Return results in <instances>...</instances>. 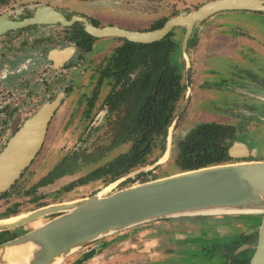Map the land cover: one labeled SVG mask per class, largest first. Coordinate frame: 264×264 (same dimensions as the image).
<instances>
[{
  "label": "rangeland",
  "instance_id": "obj_1",
  "mask_svg": "<svg viewBox=\"0 0 264 264\" xmlns=\"http://www.w3.org/2000/svg\"><path fill=\"white\" fill-rule=\"evenodd\" d=\"M209 1L213 0H8L6 3H0V15L19 19L28 15L37 5H48L63 11L69 17L84 15L92 18L101 26L112 25L139 31L151 30L153 25L160 20L191 12ZM231 13H222L217 15V18L235 20L236 26H228V32H231L232 29V38L229 36L231 33L223 34L226 29L222 27L223 30L216 33L219 37L218 41L221 43L212 42V35L209 37L207 34L213 19H207L208 21L204 23V27L200 31L197 28L194 31L195 41L196 39H204L199 46L194 42L189 48L190 66L192 67L190 69L193 70V78L197 80H193V94H190L187 106L172 127L169 158L156 168L147 169L145 172H140L125 180H116L120 182L109 188L108 194L141 183L144 179L149 181L178 173L174 151L176 141L183 138L199 124L224 122L231 118L227 109H224V111L221 109V114L218 112L219 107L222 106L220 100L224 97L220 95L219 91L215 93L211 90L214 97L210 95V91L209 94L205 93L206 91H202L201 94L196 90L198 81L205 82L206 85H214L221 79L229 82L234 74L233 68L243 67L240 65V58L244 55L242 49L246 50V48L240 45L246 42V34L264 28V20H261L258 15L249 12ZM238 19L247 24H253H251V27L245 26L249 29L246 30L238 26L241 22ZM42 32V29L30 28L10 33L8 36L15 42L20 38L24 40V44H28L33 37L40 35ZM51 32L54 33L52 41L43 42L47 45V49L55 46L58 41H65V31L61 27L54 28ZM173 32L175 34L173 38L178 42L182 31L176 29ZM225 35H228L226 38L229 40L225 38ZM224 38L229 41L227 42L228 46ZM6 40V38L1 37L0 45ZM250 43H256L255 38L250 39ZM257 44L262 46L264 53V38L257 36ZM117 46H119V42L113 38L98 39L94 44L95 52L85 54L83 58H75L68 68L57 70L55 75L51 74V77L36 75L37 79H45V84L41 82L40 85L34 88L36 94L31 99L33 98L34 102H37L36 105L45 102L48 96L52 97L59 92L64 93V102L60 111L51 121L37 156L14 182L6 196L0 199V218H4L8 210L17 211L16 214H10L13 216L50 204L67 203L86 198L102 192L110 185V176H108L68 188L69 184L78 178H83L94 170L113 162L118 155L127 151L131 145L130 141H127V144L124 145H117V140L121 137H118L117 134H121L122 130L123 133L127 131V129L120 127L121 125L125 128L127 125V121L125 122L128 118L125 112L126 109L112 108L106 119H103L106 110L103 109L102 105L109 88L96 87L100 75L98 66L101 64L103 56L112 53ZM224 50H227L232 57L224 54ZM49 80H51V83L47 84ZM96 89L98 92L96 93L93 109L89 117L85 118L83 112L89 108L92 93ZM237 107L238 105H236ZM231 108L238 115L243 116L240 114L244 112L242 109H238V111L234 107ZM24 117L26 119L28 116L24 115ZM114 123L122 129L118 133L113 129ZM2 147L3 145L0 146V150ZM162 151L164 150L155 149L148 159L149 163L147 165H152L159 160ZM72 153L76 155V164L73 165L69 160L65 162V166H70L68 170L73 171L71 175H65L51 184L37 188V183L47 176L54 166L59 165L62 159ZM70 163L71 165H69ZM54 216H47L26 224L17 230H11L10 235L28 231ZM223 217L229 218V216H207L169 219L156 224L151 223L148 229L143 225L108 236L105 241L109 244L98 248L94 257L83 264H155L168 256L166 250L170 249L171 242L175 244L172 247H176L179 254L174 259L165 260L163 264H224L223 258L212 257L194 247L193 249H187L188 245L185 244V241H189L190 237L197 238L199 231V233L207 236H210L209 234L228 236L233 233L230 226L237 225L236 227H238L245 224L244 218H240V216H236L237 218L233 216L229 219ZM251 221H253V218ZM242 228L255 235L253 224L250 226L244 225ZM148 230L153 231L148 233ZM197 242L196 240L195 243ZM94 247L93 244L92 249ZM162 249L165 250L162 251ZM82 251L81 249L70 255L61 264H74L81 259Z\"/></svg>",
  "mask_w": 264,
  "mask_h": 264
},
{
  "label": "water",
  "instance_id": "obj_2",
  "mask_svg": "<svg viewBox=\"0 0 264 264\" xmlns=\"http://www.w3.org/2000/svg\"><path fill=\"white\" fill-rule=\"evenodd\" d=\"M224 11L263 12L264 0H213L197 9L169 18L155 30L134 31L117 26L96 27L83 17L66 21L54 10L39 8L34 17L11 21L0 16V35L9 29L29 24L80 22L94 38H118L136 44H152L165 38L174 28H181V56L185 62L187 92L173 114L167 129L163 156L171 152V131L190 100L191 73L187 53L188 41L207 18ZM67 53H63L66 55ZM56 102L42 105L26 119L0 151V195L21 176L42 147L48 123ZM243 116L260 119L249 111ZM242 144L234 143L228 152L233 161L178 172L144 181L108 194L102 191L67 203H56L32 211L0 219V233L17 230L26 224L53 216L43 224L18 233L0 243V264H61L75 252L108 236L157 221L207 216H252L255 242L246 245L249 264H264V160H247L239 153ZM141 167L120 178L125 180L165 161ZM120 181H115L117 185ZM28 247L20 255L16 250ZM77 264V263H74Z\"/></svg>",
  "mask_w": 264,
  "mask_h": 264
},
{
  "label": "flooded vegetation",
  "instance_id": "obj_3",
  "mask_svg": "<svg viewBox=\"0 0 264 264\" xmlns=\"http://www.w3.org/2000/svg\"><path fill=\"white\" fill-rule=\"evenodd\" d=\"M7 1L8 0H0V3H6ZM41 7H46V8H50L54 10L55 12L61 14L66 21H69L73 17H83V18L88 19L93 26L103 27L97 24V22L94 21L90 17L84 16V15H73L69 17L63 11L55 7H52V6H48V5H37L28 15L22 18H19V19H15V18L12 19L4 15H0V16H4L14 22L24 21V20L33 18L36 11ZM231 12H244L245 13L249 11H224V12L216 13L213 16L207 18V19H213V21L210 23L209 32L207 34L209 37H211L212 35L211 37L212 42L213 41L217 43L219 42L218 41L219 37H217L216 35V33L219 32V30L221 31L223 30V28H225L226 30L223 34H230L232 32V29H231V32H228V26H231V27L236 26V24L234 23L235 20H232L230 18L229 19L224 18V20L223 19L221 20L220 18H217V15H221L222 13L232 14ZM249 13L258 15L261 17V20H264L263 12H249ZM223 16L226 17L228 15H223ZM168 19H165V20H168ZM207 19L203 21L199 27H197V30L199 29L198 31H200L204 27L203 25L206 21H208ZM240 21H241L240 25L238 26L246 30H249V29L246 28L245 26L251 27L252 26L251 24H253V23L247 24L242 20ZM108 26H112V25H108ZM57 27H61L65 31V41H58V43L55 46H51L49 47V49H47L46 48L47 45L43 44V42L52 41V36L54 35V33H52L51 31L52 29L57 28ZM30 28L42 29L43 32L40 35L33 37L32 41H30V43L28 44H24V40L20 38H18V41L15 42V40L10 39L8 36L10 33L18 32V31L26 30ZM176 29H179L182 31L181 36L179 38V46H181V41H182V37L184 34V30H182L181 28H174L171 32L174 34L173 31H175ZM139 31H146V30H139ZM231 35L232 33L229 35L232 38ZM241 35L243 34L241 33ZM226 36L228 35H225V38ZM257 36L264 38V28L261 30L252 31L251 33L246 34V39H247L245 40L246 42L240 45L246 48V50L242 49V51L244 52L243 53L244 55H242L241 56L242 58H240V65L243 67L233 68L234 74L231 76V79L229 82L225 79H221L219 80V82L215 83L214 85H206L205 82H199V81L197 83L198 88L196 90L199 91V93H201L202 91H206L205 93L209 94L208 92L210 91V95H212L211 90H213L215 93L216 91H219L220 95L224 96L223 99L220 100V103L222 104V106L219 107L218 112L221 114V111H220L221 109L222 111H224V109L225 110L227 109L231 118L227 119L224 122H210V123L223 124L231 128L232 134L224 138L223 140L224 141L223 144L225 146L227 157H228V152L230 148L234 145V143H239V144H242L243 147H241V149H239L238 151L239 153H244L245 158L247 160H264V53L262 51V46L260 44H257ZM1 37H3L4 39L5 38L7 39L3 44L0 45V146L3 145L4 147L6 142L22 126L23 122L26 119H28L30 116H32L42 105L47 104V103L56 102L57 107L48 123V127L46 130V134H47L51 121L53 120V118H55V116L60 111V108L63 105L64 93L59 92L53 95L52 97L48 96V99L45 100V102H42V103L40 102L39 105H36L37 102H34L33 98L31 99V97L34 94H36V90L34 88L37 85H40L41 82L45 84V79H41V78L37 79L36 75L39 74V76L43 75L44 77L48 75V77H51V74L55 75L57 70L68 68L75 58H83L85 54L95 52L94 44L99 38H94L90 36L89 34H87L84 30L83 24L80 22H74L71 25H63L60 22L45 23V24L44 23L43 24H29V25H26L24 27H20L17 29H9L3 34H1L0 38ZM195 38L196 37L192 38V40L190 39L187 44V53L189 57H190V53H189L190 45L195 42L199 46L200 44H202V41H204V39L203 40L196 39L195 41ZM225 38L224 40L228 46L227 42L229 41L226 40L228 38L226 39ZM252 38H255L256 43H250V39ZM113 39L117 40L120 46L119 40L121 39H118V38H113ZM119 46H117L112 51V53L103 56L101 64L98 66L99 67L98 72L100 75L97 80L96 87L100 88L102 86V87L109 88L108 94L106 98L104 99L103 105H102L103 109L106 110L104 112L105 114L102 117L103 119L104 118L106 119V117L108 116L112 108H123V110L126 109L125 112L127 113L128 118L125 120V122L127 121V125L125 128H123V126L121 125L120 127L122 129H127V131L123 133V130L119 128V126L116 125L115 123H114L113 129L117 133L118 131L122 130L121 134L120 133L117 134L118 137L121 136L117 140L118 141L117 145L127 144V141H130L131 145L127 151L118 155L114 159L113 162L108 163L105 167H100L94 170L93 172L98 171V173L99 171H101L99 173L100 176L98 178L108 177L110 173L115 171V169H118L121 156L125 155L126 153L130 151L133 145V141L131 138L132 137L131 132L135 130V125L138 120V115L141 113V108L139 107L137 108V98L142 89L140 87L141 90L139 89V94L137 95V89H138L137 79L139 77L138 75L139 70H137L136 67L134 66L135 62L128 61V64H126L127 66H121L119 68L117 67V65L119 64L115 65L116 63L114 64L109 59ZM63 53H67V54L63 55ZM224 54L231 56L229 55L230 53L227 50L224 52ZM190 68L192 67L190 66ZM210 70H213V69H210ZM192 71L193 70L190 69V73H191V80H190L191 92L190 94H193V91H194L192 89L193 80L195 81L197 80L193 78ZM183 75L184 77H183L182 83L185 86V90H184L183 97L179 105L182 103L185 97V94L187 92V86H186V81H185L184 59H183ZM50 83H51V80L47 82V84H50ZM97 92L98 90L96 89L92 93L91 100L89 103V108L83 112V115L85 118H88L89 115L91 114ZM141 98H146V94L142 95ZM236 105H238L237 108H236ZM231 107H234L237 110L242 109L243 111L245 110L249 111L255 115H258L260 119L254 120L253 118L251 119V118L240 116ZM24 115L25 116L27 115L28 117L24 119L25 118ZM46 134H45V137H46ZM114 136L116 135L114 134ZM45 137H44V140H45ZM166 138H167V135L165 136V139H164L165 146H166ZM164 151L161 153L162 155ZM164 157L165 156H163L160 159L161 162L166 160V159L163 160ZM67 160H69L73 165H75L77 162L76 155L72 153L70 154V156L62 159V161L64 162H67ZM230 161H233V160L228 157V162ZM71 163L69 165H71ZM56 166H54L53 169ZM72 172L73 171L69 173V170H68L69 174H66V175H71ZM130 172L131 171H129L128 173ZM128 173H126L125 175H127ZM86 177L87 175L84 176L83 178H80V179L78 178L76 181H73L72 183H70L69 186L73 187L77 184H83V183H87L88 181H91V180H88V178ZM121 177L115 180H110L109 181L110 185L106 187L104 191L111 188L112 184L114 186L115 184L113 182L120 179ZM56 179L58 178H55L54 181ZM92 180H95V179H92ZM54 181H52L51 183H53ZM40 187H44V186H41L39 183H37V188H40ZM1 198L3 197L0 196V199ZM7 213L9 212L7 211L5 216H7ZM5 216L4 218H0V219H5L8 217H11L12 215L7 216V217ZM230 217L233 218V216H229V218ZM223 218L229 219L228 217H223ZM234 218H237V217L235 216ZM244 220H245V224L239 225L238 227H236L237 225L230 226L231 230H233V233L228 236L227 235L226 236H215L213 234H209L210 236H207L202 233H199L200 232L199 231L197 233L198 234L197 238L190 237L189 241H185V244L188 245L187 249H193L194 247L195 249H199L203 251V253H208L212 257L223 258L224 264H249L248 249L246 250L244 247L246 245L253 244L255 242V235L254 233L250 231H245V229L242 228L244 225L250 226L253 224L251 219L246 218ZM163 221H157L153 223L156 224L158 222H163ZM150 224L144 225L143 227H146L148 229L150 228ZM213 228H216V227H213ZM152 231L153 230H148L147 232L151 233ZM158 231L160 230L158 229ZM196 240L198 241L197 243H195ZM93 244L95 246L94 249H92ZM108 244L109 243L105 241V238L89 244L88 246L82 249L83 253H82L81 259L77 260L75 263L83 264L84 262L90 260L92 257H94L95 252L98 248H102L104 246H107ZM173 245L175 244L171 242L170 247H169L170 249L166 250V253L168 254V256L161 259L155 264H158V263L163 264L165 260L167 261V260L176 258V255H178L179 252H177L176 247L175 248L172 247ZM164 250L165 249H162V251Z\"/></svg>",
  "mask_w": 264,
  "mask_h": 264
},
{
  "label": "trees",
  "instance_id": "obj_4",
  "mask_svg": "<svg viewBox=\"0 0 264 264\" xmlns=\"http://www.w3.org/2000/svg\"><path fill=\"white\" fill-rule=\"evenodd\" d=\"M165 21L160 20L155 23L151 30L159 29ZM173 36L171 32L152 44H136L119 40L120 46L109 58L114 64L116 63L115 65L119 64L117 65L119 68L127 66L128 61H134V66L139 70L137 95L140 87L142 89L137 98V108H141V113L138 115L135 130L131 132L133 145L128 153L121 156L118 169L109 174L110 180H115L129 171L147 165L155 149H165L164 139L167 129L185 90L182 83L183 59L179 41L176 42ZM145 94L146 98H141ZM231 131L229 126L223 124L203 123L178 139L174 150L178 171L183 172L228 162L223 140L232 134ZM69 173L68 167L62 161L43 177L39 184L46 186L55 178ZM99 173L95 171L86 178L96 179L100 176ZM7 192L0 196H5ZM8 212L7 215L17 213L16 210H8ZM240 218L252 219L253 217L240 216ZM16 235L14 233L10 235V231L1 232L0 243Z\"/></svg>",
  "mask_w": 264,
  "mask_h": 264
},
{
  "label": "bare ground",
  "instance_id": "obj_5",
  "mask_svg": "<svg viewBox=\"0 0 264 264\" xmlns=\"http://www.w3.org/2000/svg\"><path fill=\"white\" fill-rule=\"evenodd\" d=\"M166 159V156L163 158V160H165ZM162 160V161H163ZM112 186H113V184H112ZM111 186V187H112ZM109 190V189H108ZM108 190H105V191H108ZM28 249V247H22V248H20V249H18V250H16V253H18V254H20V255H24L25 253H27V250Z\"/></svg>",
  "mask_w": 264,
  "mask_h": 264
}]
</instances>
